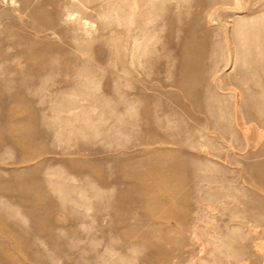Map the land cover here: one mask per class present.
<instances>
[{
    "label": "bare ground",
    "instance_id": "bare-ground-1",
    "mask_svg": "<svg viewBox=\"0 0 264 264\" xmlns=\"http://www.w3.org/2000/svg\"><path fill=\"white\" fill-rule=\"evenodd\" d=\"M256 3L194 0L192 10L177 12L180 0H0V99L37 101L26 104L22 117L2 107L0 161L16 148L23 163L64 136L83 145L62 152L88 155L63 159L65 173L47 165L34 176L41 162L26 169L33 172L28 178L12 169L16 186L0 177V192L18 191L36 223L57 211L83 221L88 211L76 209L82 202L96 211L112 207L115 225H131V232L149 225L141 231V246L150 251L145 261L264 264V140L253 134L264 128V3ZM101 65L113 66L103 85ZM59 75L56 87L40 89ZM43 124L52 129L36 130ZM100 131L118 137L133 131L140 147L122 150V157L94 156L98 151L88 144ZM110 167L121 172L113 183L125 179L129 186L105 200L100 185L110 180ZM211 206H221L229 219L199 237L194 224ZM7 211L0 200L2 220ZM130 215L148 218L130 223ZM44 228L46 237L13 245L27 264H135L107 246L100 250L93 239L63 240L54 237L52 224ZM7 258L17 264L14 253L0 247V259Z\"/></svg>",
    "mask_w": 264,
    "mask_h": 264
},
{
    "label": "rangeland",
    "instance_id": "rangeland-1",
    "mask_svg": "<svg viewBox=\"0 0 264 264\" xmlns=\"http://www.w3.org/2000/svg\"><path fill=\"white\" fill-rule=\"evenodd\" d=\"M180 1H181V4L178 6V8H176L177 12L183 11L185 9L192 10V8H194V7H191L194 0H190L188 3L186 2L183 3L182 0ZM254 1H257V3L255 4L256 7L264 3V0H254ZM124 3L120 1L118 2V5H120L121 7V5L122 6L124 5ZM0 6L3 7V4ZM188 19H189V15H188ZM95 24L98 25V22ZM4 35H5V31L0 32V39ZM50 39L57 43L62 42L61 39L56 38V37L55 38L52 37ZM94 47L96 46L94 45ZM2 48L4 49L5 47H2ZM226 53H228V55L231 54L229 49L228 51H226ZM87 55H90V53H88ZM20 60L22 62L25 61V57L20 58ZM91 61L93 64H96V61L94 59H91ZM8 64L9 63L5 65H8ZM112 68L113 66H110L109 68H107L101 65L99 67L98 72H97V75H98L97 78L100 81L101 85H103L106 82L105 80L107 78L106 76L108 75L109 70H112ZM118 68L119 66H117L115 69L119 70ZM228 71H230L228 66L225 67L224 69H221V73H228ZM59 77L60 75L55 76L53 81H50L46 85H41L40 89L43 87L44 88L56 87V80ZM228 86H231V85L228 84ZM35 87H39V85L36 84L34 88ZM175 90L179 92L177 89ZM5 91H8V90L6 89ZM13 100L14 99H9L5 101L1 100L3 101V103H6V104H3L2 102H0V106H1L0 117H2L6 112V110L3 108H11V111L14 113L15 117H22L24 115L23 109L25 108L26 104L27 103L34 104L37 102L34 100H32L33 102L14 100L15 103L14 102L12 103ZM100 123L102 122L100 121ZM35 128L36 130H42V129L51 130L52 129V127H49L48 125H44V124L36 125ZM132 132H129L128 136L125 134L122 135L120 133L119 134V136L121 137L120 138L117 136V134H113V133L112 135H110L112 137L105 136L102 133V131H100L98 134L92 135L90 137V141H89L90 143L88 144V146L98 151L94 156L100 157V156L108 155V156H113V157H119V156L122 157V156H125L123 155L124 153L121 152L122 150H125L127 151V153L131 154V153L138 151L140 147L138 145L135 146V144L137 143V139L135 136V132L133 133ZM260 133H264V128H258L253 131V134L256 137V139L259 137V139H261L262 141L264 140V135ZM68 140H71V142H69ZM82 145H83V140H80V139L75 141L73 138H68L66 136L61 137L59 139L57 138L56 142L54 141L52 143L49 141V142L44 143L43 147L40 149L38 154L37 153L34 154L33 158L28 159L27 161L23 163L19 162L21 152L16 148H8L5 150L4 154L2 153L3 159L2 161H0V177H2L3 179H6L4 181L8 182L9 184L16 186V182H14V180L10 178V174H9L10 170L12 169L24 170L25 177L28 178L30 175L33 174V172L27 171L26 169H29L30 167L40 162L42 163L43 167L38 172H35L33 174L34 176L43 175V172L47 165L54 166V167L55 166L61 167L63 172L65 173L68 171L69 167H65L66 165H63L61 163L63 159H66L72 156L87 157L88 155L86 156L72 155L71 156V155L65 154L62 151H68L71 148L80 147ZM28 150H31V148L28 147ZM110 168H111V173L109 177L110 180L100 185L102 188H105L103 189V191L105 190V195H104L105 200L110 197L112 199L118 198L119 188L121 186L122 188L123 187L126 188V186H129L127 185L125 179H122L119 185H115L113 183V180L116 177L117 178L121 177V172L119 170L114 169L113 167H110ZM112 176H114V178H111ZM226 176L230 179L232 177V173L228 171L226 172ZM74 182L78 183L79 180H75ZM107 184H109V186ZM247 186L252 188L254 191L256 190L254 185L248 184ZM259 194L262 197H264V191H260ZM18 195H19L18 191L0 192V200H2V202L5 203L8 208V211L6 213L7 216L4 218V220L0 218V247L8 248L9 252L14 253V255L16 256L17 264L18 263L27 264V263L24 261V259L20 255V253L23 252V250L20 248L17 249L13 247L15 241L19 240V241L25 242V241L30 240L32 237L44 238L46 237L45 236L46 231L44 227L45 225H51V224L58 232V233L57 232L54 233V237H58L59 239H63V240L80 238L81 243H86L87 240L93 239V241H96L99 243L98 247L100 250L108 251L107 249L109 248L113 249L117 254H124L125 256H130V258L134 260L135 264H163V262H165L166 264H173L172 263L173 259H166V258H161V257H152L151 260L148 259V261H145L146 260L144 259L145 255H148L150 251L147 246H141V240H142L141 233L144 231L143 228L149 225H144V226L141 225V228H139V230L132 231L133 233L129 229L131 225H115V222H117L119 218H117L118 216L113 211L112 207L108 206V207L102 208L99 211H96V209L92 208L90 204H86L82 202L77 206L76 209H78L81 212L88 211V214H86L83 221L74 223L73 213L69 211H57V212H53L50 215L49 217L50 219H42L36 223L34 222L33 215L29 211V205H30L29 202L19 201L18 198H16L18 197ZM28 195L33 196L34 192L30 191ZM67 195L68 194H63L64 197H67ZM75 197L80 198L81 193H76ZM95 200L96 199L94 198V201ZM89 206H90V209L88 208ZM181 207H182L181 205L178 206V210H180ZM215 208L214 206H211L210 208L204 209L200 213V215H202V220L194 224V225H200L198 229L199 237H203L202 231L203 230L205 231L206 229L207 230L211 229V226L215 225L214 223L215 221H217L219 224L221 223L222 225L225 221L229 219L228 212L227 211L225 212V210H223L221 206H217V207L215 206ZM139 213H142V210H139ZM39 215L43 216V211L40 212ZM102 215L103 216L110 215L108 216L107 222H104V223L101 222ZM145 218H148V217L140 218V216L134 217L130 215L127 217V221H129L130 223H134L140 220L146 221ZM149 221L150 222L152 221L153 223L154 221H156L155 223L163 222L164 225H169V223L170 224L174 223L173 219H162L160 217L149 218ZM231 222H233V220ZM16 225H23V226L21 228V227H17ZM259 230H261L260 226L254 228V231L256 233H258ZM138 236L140 237V239ZM259 242H261L262 245H264V239H259ZM133 243H135V247H137L136 250H133L134 248H132L134 246ZM106 246L109 248L106 249ZM260 253L264 255V249H260ZM0 264H15V263L12 262L9 258H7V259H2V260L0 259Z\"/></svg>",
    "mask_w": 264,
    "mask_h": 264
}]
</instances>
